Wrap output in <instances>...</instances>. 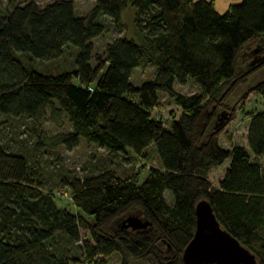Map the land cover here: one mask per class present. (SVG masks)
I'll use <instances>...</instances> for the list:
<instances>
[{
  "label": "trees",
  "instance_id": "trees-1",
  "mask_svg": "<svg viewBox=\"0 0 264 264\" xmlns=\"http://www.w3.org/2000/svg\"><path fill=\"white\" fill-rule=\"evenodd\" d=\"M129 7L135 38H115L94 52L92 40L110 24L120 26ZM67 44L76 48L70 70L46 73L17 55L51 61ZM144 66L153 67V76L131 84V70ZM262 66L264 0H239L222 13L212 0H93L86 15H77L71 0H0V115L63 118L70 128L52 135L50 145L71 149L84 139L112 154L129 150L138 157L153 145L159 162L141 181L137 172L119 177L112 169L61 178L71 212L41 190L27 157L0 146V264H105L114 252L119 264H185L180 255L201 199L255 264H264V79L250 88L263 107L245 113L246 147L218 143L233 118L219 108L224 97ZM186 78L198 92L173 88ZM158 93L179 109L168 128L149 113ZM218 167L213 183L208 171ZM130 210L150 225L121 227Z\"/></svg>",
  "mask_w": 264,
  "mask_h": 264
},
{
  "label": "rangeland",
  "instance_id": "rangeland-1",
  "mask_svg": "<svg viewBox=\"0 0 264 264\" xmlns=\"http://www.w3.org/2000/svg\"><path fill=\"white\" fill-rule=\"evenodd\" d=\"M24 2L27 0H14ZM39 5H43L52 0H34ZM74 11L77 15H86L93 6V0H71ZM5 2L2 1L4 6ZM101 22L109 20L101 16ZM133 9L126 8L121 13V25L115 27L109 25L100 35L92 40L93 51L101 53L104 45L115 38L127 37L135 38L133 30ZM76 48L67 44L62 55L51 61H39L29 59L27 56L17 54L25 66L37 70L56 73L70 70L73 64V55ZM94 64V62H91ZM154 69L151 66L134 68L130 72L129 81L133 85H139L143 80L153 76ZM264 79V66L249 75L247 81L236 87L227 97H224L222 106L227 113L231 111L233 118L229 120L218 135V143L221 147L227 148L232 144L246 147L245 134L247 122L245 113L259 111L263 107L262 98L250 88L260 80ZM173 88L182 93L190 94L198 92L197 85L189 78L184 84L173 83ZM213 103V100H210ZM152 117H158L164 128H168L171 118H176L179 109L164 94H157V106L149 111ZM172 114V115H171ZM229 114V113H228ZM68 122L61 118L56 122H50L44 118L32 120L24 117H9L0 115V146L6 150L23 154L27 157L31 165L36 166L38 176L42 180V191L53 194L57 207L74 212L75 209L69 200V191L59 185V180L72 174L82 176L84 174L95 173L103 169H112L119 177L138 173V180L141 181L150 167H158V158L155 155L154 146L150 145L145 149L144 157H138L129 150L122 153L112 154L94 143L80 139L78 144L66 149L60 144L50 145L49 139L52 135L69 130ZM39 141L37 144L36 142ZM220 176V168H211L208 171L209 179L214 183ZM163 196L167 204L172 203V195L168 189H164ZM128 216H138L144 219V215L138 210H130ZM87 221H91L88 216H83ZM126 217V216H125ZM123 217L122 219H124ZM122 221V220H120ZM115 221L114 224H117ZM113 224V225H114ZM59 245L68 247L66 243ZM74 246V245H73ZM161 247V246H160ZM162 248V247H161ZM120 257L117 253H111L105 258V264H119ZM85 264V263H80ZM128 264H148L146 261L131 259Z\"/></svg>",
  "mask_w": 264,
  "mask_h": 264
},
{
  "label": "water",
  "instance_id": "water-1",
  "mask_svg": "<svg viewBox=\"0 0 264 264\" xmlns=\"http://www.w3.org/2000/svg\"><path fill=\"white\" fill-rule=\"evenodd\" d=\"M150 225L147 219L128 216L121 227L130 230L144 229ZM181 260L185 264H255L254 255L225 231L216 221L206 200L194 205V230L182 249Z\"/></svg>",
  "mask_w": 264,
  "mask_h": 264
},
{
  "label": "crops",
  "instance_id": "crops-1",
  "mask_svg": "<svg viewBox=\"0 0 264 264\" xmlns=\"http://www.w3.org/2000/svg\"><path fill=\"white\" fill-rule=\"evenodd\" d=\"M239 0H212L213 7L218 13H222L226 10L228 5L234 4L238 2Z\"/></svg>",
  "mask_w": 264,
  "mask_h": 264
}]
</instances>
